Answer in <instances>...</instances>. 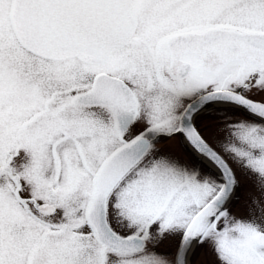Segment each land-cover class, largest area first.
I'll list each match as a JSON object with an SVG mask.
<instances>
[{"label": "snow or ice", "instance_id": "6c2138e0", "mask_svg": "<svg viewBox=\"0 0 264 264\" xmlns=\"http://www.w3.org/2000/svg\"><path fill=\"white\" fill-rule=\"evenodd\" d=\"M0 264H264V0H0Z\"/></svg>", "mask_w": 264, "mask_h": 264}]
</instances>
